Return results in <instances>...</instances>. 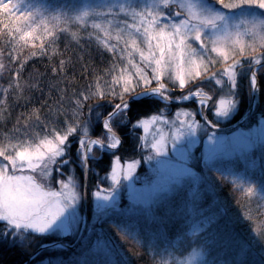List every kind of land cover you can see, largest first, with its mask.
Segmentation results:
<instances>
[{"label":"snow or ice","instance_id":"6c2138e0","mask_svg":"<svg viewBox=\"0 0 264 264\" xmlns=\"http://www.w3.org/2000/svg\"><path fill=\"white\" fill-rule=\"evenodd\" d=\"M46 13L36 0H0V264H135L122 241L144 248L145 221L165 245L150 244L151 264H252L251 245L221 226L217 189L258 197L264 214V182L247 174L257 151L264 174V110L253 108L264 92V0H110ZM65 40V51L84 42L101 58L81 64L71 91L74 61L56 58ZM37 55L54 61L50 78L21 85ZM37 91L45 98L9 127L8 95L30 102ZM129 144L139 159L124 156ZM106 155L99 176L90 162Z\"/></svg>","mask_w":264,"mask_h":264},{"label":"trees","instance_id":"16d2710c","mask_svg":"<svg viewBox=\"0 0 264 264\" xmlns=\"http://www.w3.org/2000/svg\"><path fill=\"white\" fill-rule=\"evenodd\" d=\"M36 2L39 3L41 6H43L45 9H47V13L63 12V13H67L68 15H72L75 13L74 10L75 7L77 6V2L74 0H36ZM66 43L67 40H65V42L62 43L60 46V52H63V56H60L59 53H57L56 58L57 59L63 58L66 60L71 58L74 61L73 69L72 71L69 72V81H68L69 90L71 91V89L75 87L74 82L82 83V81L79 80L81 73V64H89V65H94V63L99 64L101 58L94 51V45H88L85 44L84 42H81L80 46H77L75 42H73L71 46L68 47L67 51H65ZM32 51H35V49H32L30 46L28 48L22 49L20 53L21 60H24L25 57H28ZM51 55L52 53L50 50L48 57H50ZM48 57H40L39 55H37L35 57H30L25 62V67L21 70V77H20L21 85H24L25 82L28 81L29 77L32 78L33 84L38 82L40 79L47 80L50 78L51 74L48 72V67L54 61L50 60ZM5 59H7V57H5ZM5 63H7V61H5ZM13 67H15V65ZM12 79L15 80L14 72L12 75ZM7 87H8V77L5 76L4 79H0V90ZM242 90L244 94L245 107H246L248 104L246 80L242 84ZM175 91L177 94H179L180 92L179 89H176ZM184 91L185 94H187V90ZM25 94L31 96L30 102L29 100H26L24 98H20L17 100L15 93H10L7 97L10 107L6 109V112L11 113V116L8 117L9 127H11L13 121L17 117H19L21 113L27 112V110L31 108L33 105H36V103L39 100L45 98L38 91L35 92L34 95L30 92ZM46 95L47 93H45V96ZM4 98L5 97L3 95H0V100H3ZM195 106L196 105L192 103L189 105H185L183 107L193 108ZM161 107L163 106L161 105ZM176 108H178L177 105H171L170 108L171 110L169 114L172 115L173 111ZM142 110L147 111V108H144ZM260 110H264V92H261L256 98L254 112L257 116ZM151 114H155V113H151ZM232 123L234 124L235 121H233ZM222 126H227V125H222ZM123 154L126 158L128 156L136 155L133 152L132 144L125 146V149L123 150ZM260 157H261V153L257 151L256 167H252L249 165L247 169V174L250 177H252V179L258 184L264 182V174H262L261 171L258 169L260 164ZM136 158L139 159L140 157L136 155ZM122 162H126V160ZM90 163L92 164V167L96 169L99 176L105 175V173L110 170L106 167V165L108 164L107 155L99 163H94V162H90ZM230 167L238 168L240 171L245 170V166L243 165L242 162H237L236 164L230 165ZM147 171L148 168L146 163L142 164L139 169V173H145ZM83 182H84V178H83ZM97 182H98L97 175H89V179H88L89 193L95 190L93 185H95ZM217 191L219 192V198L223 199L227 204V209L224 211L221 221L222 228L232 233L236 241L242 243H249L251 245V252L248 258L252 261V264H261V260H264V247H262L261 245L264 242H262L260 239V230L264 229V214H260L255 211L256 206L260 203V201H257L255 203V199H254L251 203H249L247 199L239 197V195L237 197H234L233 194L229 191V188L227 186L220 187L219 189H217ZM249 211H251L252 213V220L250 222L246 218L247 213ZM143 226L145 232L148 233L149 235V240L145 242L144 248L139 247L134 241L131 240L122 241L124 249L135 261V264H151L153 254L152 251L150 250V244L159 245L158 250H162V248L165 246L158 240L155 230L151 226V221L143 222ZM0 227H2V225H0ZM172 239L178 247L182 246L179 244V242L176 240L175 237H172ZM50 240H55V239L50 238ZM50 254L51 253H46L45 255H50ZM7 255L10 260L16 259L14 253L11 250H8ZM141 257L143 258L141 259ZM222 258H230V257L224 256L222 253Z\"/></svg>","mask_w":264,"mask_h":264},{"label":"rangeland","instance_id":"374dc122","mask_svg":"<svg viewBox=\"0 0 264 264\" xmlns=\"http://www.w3.org/2000/svg\"><path fill=\"white\" fill-rule=\"evenodd\" d=\"M77 2V6L75 7V12L79 9V8H82L83 6H92V7H97V8H103L107 3L110 2V0H74ZM138 2L140 3H143V0H138ZM90 29V28H89ZM91 30V29H90ZM112 59H114V57H112ZM138 56L136 57V60L138 61ZM125 65H126V61H125ZM167 82V81H166ZM192 104V102H191ZM183 107V106H182ZM185 108H188V107H185ZM188 109H191V108H188ZM171 110V109H170ZM170 110H167V114H169ZM178 110V108H176L174 111H173V114L170 115V116H174V113L175 111ZM228 126V125H227ZM226 127V126H225ZM140 169V168H139ZM139 169H138V173H139ZM258 169L260 170V167H258ZM261 171V170H260ZM146 173V172H145ZM71 174V173H69ZM139 174H144V173H139ZM94 200V198H93ZM259 201V198L257 197L255 199V203ZM51 239H58L57 237H51ZM51 255V254H50ZM47 257V255H45V258Z\"/></svg>","mask_w":264,"mask_h":264},{"label":"water","instance_id":"95a60500","mask_svg":"<svg viewBox=\"0 0 264 264\" xmlns=\"http://www.w3.org/2000/svg\"><path fill=\"white\" fill-rule=\"evenodd\" d=\"M191 102H185L184 104H182V105H189ZM256 103V102H255ZM175 105V104H174ZM253 108L255 109V104L253 105ZM229 126H227V127H224L225 129H227ZM88 179H89V176H86V177H84V184H85V186H86V188H87V191H88ZM89 192V191H88Z\"/></svg>","mask_w":264,"mask_h":264}]
</instances>
